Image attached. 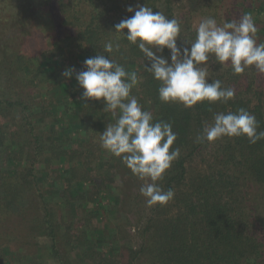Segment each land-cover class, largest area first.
Segmentation results:
<instances>
[{"label":"trees","instance_id":"trees-1","mask_svg":"<svg viewBox=\"0 0 264 264\" xmlns=\"http://www.w3.org/2000/svg\"><path fill=\"white\" fill-rule=\"evenodd\" d=\"M54 1L48 3L56 14L59 9ZM85 3L86 0H62L63 24L74 26L75 34L68 33L53 42L50 51L40 54L37 67L31 68L29 58L28 67L22 65L20 56L10 51L6 79L13 76V56L17 57V69L48 73V78L63 67L62 59L72 60L70 65L77 72L83 71L86 58L101 53L106 42L119 37L120 51L104 55L129 72L137 71L140 82L131 94L144 110L153 114L154 122H170L177 134L172 147L180 149V156L158 182L164 190H174L176 210L169 219H162L158 211L167 204L151 206L137 233L140 242L125 246L127 253H123L125 249L108 215L120 202V196L107 190L104 178L95 182V190L85 193L91 168H76L86 155H92L94 160L103 157L101 143L93 152L87 140H93L96 132L104 131L115 118L104 110L102 99L80 98L83 89L78 87L73 74L71 78L61 76L52 80L46 101L27 102L16 95L14 99L0 100V142L7 141L0 143V218L15 210L23 213L28 208L39 209L33 225L50 238L53 256L49 262L53 264H264V139L252 144L244 136H225L212 143L196 142L203 127L213 123L215 113H235L239 108L254 114L260 125L258 131H264V74L249 66L243 74L235 75L230 66H221L210 57L209 82L218 79L222 87L235 89L234 99L227 103L198 102L191 108L163 103L158 97L160 82L143 68V64L150 66V61L144 60L136 45L115 32V19L106 22L101 18L105 11L98 6L94 7L95 14L85 20L74 15L86 14ZM132 5L134 9L147 5L153 12L161 11L170 19H178L181 40L189 41L196 38L197 26L192 21L197 16L214 17L221 24L250 13L258 29L257 43H264V0H186L182 13L175 12L173 0H133ZM177 43L179 46V39ZM164 56L169 57V50L165 49ZM15 110H20V117H12ZM37 116L49 118L48 126L41 127ZM5 123L14 126L6 134L2 129ZM92 124H98V128L94 129ZM103 162L109 170H130L109 152ZM50 168L55 176L51 186L44 190L41 182L49 177ZM134 179L140 189L142 182L136 176ZM56 181L63 183L70 196L62 200V215L48 199ZM256 187V192H252ZM135 196H141L139 190ZM12 241L22 248L28 245V241L19 238ZM20 249L12 252L7 243H0V264H40ZM76 251V256L71 257Z\"/></svg>","mask_w":264,"mask_h":264},{"label":"clouds","instance_id":"clouds-1","mask_svg":"<svg viewBox=\"0 0 264 264\" xmlns=\"http://www.w3.org/2000/svg\"><path fill=\"white\" fill-rule=\"evenodd\" d=\"M126 11L134 15L116 24L115 32L136 45L144 60L150 61V66L143 64V68L160 82L158 97L163 103L191 108L198 102L227 103L234 99L235 89L222 87L218 79L209 82L210 57L221 66H230L235 75L243 74L249 66L264 74V43H257L258 29L250 13L222 25L214 17H207L196 27L195 40L182 39L178 46V19H170L161 11L153 12L147 5H138L136 9L128 6ZM120 48L117 37L116 41L106 42L101 53L83 61L85 70L77 72L74 67H67L61 75L71 78L75 74L78 87L83 89L82 100H103L104 110L111 113L115 122L107 123L100 133L101 147L120 158L142 182L139 192L148 206H163L174 198V190H164L158 182L180 156V149L172 147L177 134L170 122H154L153 114L144 110L131 94L140 82L137 71L129 72L104 55L119 52ZM165 49L169 50L168 58L164 56ZM259 126L255 115L244 108L235 113L218 112L213 123L206 124L197 135L196 142L244 136L255 144L264 139Z\"/></svg>","mask_w":264,"mask_h":264},{"label":"rangeland","instance_id":"rangeland-1","mask_svg":"<svg viewBox=\"0 0 264 264\" xmlns=\"http://www.w3.org/2000/svg\"><path fill=\"white\" fill-rule=\"evenodd\" d=\"M49 1L54 0H0V100L14 99L17 96L27 102L28 99L36 100L37 102L46 101L51 81L60 78L62 76L61 73L66 67L73 66V64L70 65L72 60L67 62L62 59L63 67L52 75L53 78H48V75H50L48 73H36L32 69L29 72L28 69H17L19 66L18 63L15 64L17 57L13 56L11 68L13 76L10 80L6 79L5 68L10 63V57L7 55L12 54L10 51H15L17 55L20 56V63H22V65L25 64L24 66L28 67L29 58L31 68L37 67L40 61V54L50 51L53 42L62 40L68 33L75 34L74 26L63 24L65 20L61 12L62 0H60L61 2H59V0L53 2L58 6L57 9H59L56 11V14L48 3ZM77 1L82 2L83 0ZM132 2L133 0H86V6L84 5L85 9H83V12H86V14L82 15L78 12V14L74 15L76 17L79 16L81 20H85L88 16L90 17V14H95L94 7L98 6L100 10L105 11L101 18H105L106 22L112 18L119 23L122 19L132 16L131 13L126 11L128 6H133ZM173 3L175 12L182 13L183 8H185L184 5L186 0H173ZM207 12L208 10L206 13ZM203 16L205 19L206 16ZM203 16L200 15L193 19L192 24L194 27L198 26L199 22L203 20ZM222 23L218 25H222ZM178 39L181 44V38ZM185 46L190 47V45ZM20 113V110H15L12 113V117L18 118L20 117ZM36 120L41 127H44L48 126L50 119H42L40 116H37ZM97 126L98 124H92L94 129L98 128ZM11 128L14 129V126L6 123L2 127L5 134L10 131ZM79 129L83 131L82 127ZM102 132L103 130L98 133L96 132L93 140L92 138L87 140L89 141L88 146L90 149L94 150L93 152L97 150V144L101 143L100 133ZM4 142H7L6 139L2 140L0 143ZM103 150L104 152H101L103 157L94 160V158L91 157L92 155H86L83 163H81L82 165H78L76 168H83V170H85V166L91 168L87 175V181L91 184V187L90 184L87 183L85 193L88 191L90 193L95 190L97 187L95 182L98 183L99 180L104 178L106 185L109 187L107 190H110L113 196H120V202L113 207L111 213H108L109 219L117 231L121 247L125 249L130 245L136 246L137 243L140 242L137 238L139 237L137 234L138 230H141L144 226L147 219L146 216L151 211V206L146 204L145 198L142 195L139 197L135 196L139 189L130 170L125 169V167H118V173L115 170H109L104 167L103 159L108 156V152L104 148ZM101 153L99 152L100 155ZM54 166H56V164H54ZM49 171V177H46L44 181L41 182L44 190H46L48 186H51L55 176L52 168H50ZM256 190L257 187L253 188L252 192H256ZM50 194L52 196L48 199L51 202V206H56L58 215H62L63 207L60 209V206L63 204V199H70L69 192L64 190L62 182L56 181L52 185V192ZM102 196L104 197L105 195ZM175 210L174 201L171 200L167 203L165 208H161L158 212L162 219H169L174 214ZM67 212L71 211L67 210ZM36 214H40L39 209L28 208L26 212L23 213H21V210H15V212L12 211L9 214L3 215L2 218H0V243H7L12 252L21 248L20 250L22 253H26L32 261H39L40 264H46V262H48V264H53L49 262L53 256L50 249V238L41 234L38 229L35 228L37 226L33 225V217L36 216ZM152 214L151 212V215ZM76 224L78 226L80 225L77 221ZM100 226H102V223H100ZM14 238H19L20 241H28V245L25 248L19 247L12 241ZM126 249L123 253H127ZM78 252L79 251L73 252L70 256L75 257ZM9 257H11V254H9ZM10 259L13 260L12 257Z\"/></svg>","mask_w":264,"mask_h":264}]
</instances>
